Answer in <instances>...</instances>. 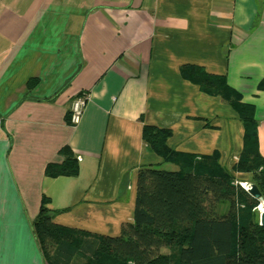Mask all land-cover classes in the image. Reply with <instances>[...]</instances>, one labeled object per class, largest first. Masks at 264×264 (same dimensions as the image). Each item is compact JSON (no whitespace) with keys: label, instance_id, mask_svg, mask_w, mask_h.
<instances>
[{"label":"crops","instance_id":"obj_1","mask_svg":"<svg viewBox=\"0 0 264 264\" xmlns=\"http://www.w3.org/2000/svg\"><path fill=\"white\" fill-rule=\"evenodd\" d=\"M185 64L225 75L254 106L264 158V0H0V264H46L32 228L44 197L54 223L120 236L139 170L163 161L145 124L170 129L167 145L197 160L217 152L233 172L243 122L184 79ZM65 146L79 173L46 175Z\"/></svg>","mask_w":264,"mask_h":264},{"label":"trees","instance_id":"obj_2","mask_svg":"<svg viewBox=\"0 0 264 264\" xmlns=\"http://www.w3.org/2000/svg\"><path fill=\"white\" fill-rule=\"evenodd\" d=\"M182 77L213 96L230 103L244 125V148L235 172L252 173V181L264 196V158L259 152L255 108L242 101L225 75L211 74L204 67L185 64ZM32 80L30 86L33 85ZM264 87L263 85L261 86ZM170 129L145 124L143 139L163 158L139 170L133 222L120 236H94L53 222V211L42 199L32 228L46 264H264V226L253 221L255 204L238 212H218L215 205L227 199L226 183L234 173L220 164L217 152L197 160L167 145ZM62 164H50L46 175L75 176L79 165L72 149L65 146ZM176 164L177 171L164 169ZM170 253H162V248Z\"/></svg>","mask_w":264,"mask_h":264},{"label":"rangeland","instance_id":"obj_3","mask_svg":"<svg viewBox=\"0 0 264 264\" xmlns=\"http://www.w3.org/2000/svg\"><path fill=\"white\" fill-rule=\"evenodd\" d=\"M170 167L171 166H169V164H165L163 166V168L167 170H170ZM232 173H234L235 176L234 179L230 183L225 184L227 199L218 201L217 204L215 205L216 210L218 212H226L227 210L228 211L234 210L239 214V211L237 209L238 207L243 209L246 203L255 204V206L251 210V214L253 217V221L258 222L259 217L261 215V211H258V208L261 204L264 205V202L254 198L251 194L247 192L245 188L246 183H251L252 181L253 178L252 173H243V172L239 173V172H235L234 170Z\"/></svg>","mask_w":264,"mask_h":264},{"label":"built area","instance_id":"obj_4","mask_svg":"<svg viewBox=\"0 0 264 264\" xmlns=\"http://www.w3.org/2000/svg\"><path fill=\"white\" fill-rule=\"evenodd\" d=\"M86 105V100L82 97H79L76 99V101L73 104V109L71 113V122L73 124L78 123L83 111L84 106ZM248 183H246L247 185ZM260 225V217L257 222Z\"/></svg>","mask_w":264,"mask_h":264},{"label":"water","instance_id":"obj_5","mask_svg":"<svg viewBox=\"0 0 264 264\" xmlns=\"http://www.w3.org/2000/svg\"><path fill=\"white\" fill-rule=\"evenodd\" d=\"M245 188H246L247 192L249 194H251L254 198L259 199V200L264 202L262 193L255 183H248ZM260 225L264 226V210L261 211Z\"/></svg>","mask_w":264,"mask_h":264},{"label":"bare ground","instance_id":"obj_6","mask_svg":"<svg viewBox=\"0 0 264 264\" xmlns=\"http://www.w3.org/2000/svg\"><path fill=\"white\" fill-rule=\"evenodd\" d=\"M263 210H264V205L261 204V205L259 206V208H258V211H263Z\"/></svg>","mask_w":264,"mask_h":264}]
</instances>
